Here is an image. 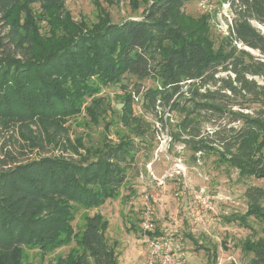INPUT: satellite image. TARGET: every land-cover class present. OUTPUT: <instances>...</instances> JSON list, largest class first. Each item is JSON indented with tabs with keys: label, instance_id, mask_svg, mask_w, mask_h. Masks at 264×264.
I'll list each match as a JSON object with an SVG mask.
<instances>
[{
	"label": "trees",
	"instance_id": "1",
	"mask_svg": "<svg viewBox=\"0 0 264 264\" xmlns=\"http://www.w3.org/2000/svg\"><path fill=\"white\" fill-rule=\"evenodd\" d=\"M191 1L153 0L143 18L106 22L40 58L0 56V125L19 131L28 147H43L41 135H29L31 126L60 133L58 118L78 113L96 82L119 84L132 76L143 108L163 128L164 115L180 116L177 131L170 134L174 142L183 140L194 156L212 152L242 174L264 179V32L254 24L264 27V0L229 1L235 18L229 41L218 52L194 38L198 29L182 11ZM38 3L61 5L60 0H0V22L7 27L15 10ZM9 27L7 37L27 38L32 47L31 35L15 22ZM146 80L153 84L141 91ZM125 99L126 110L133 111L131 95ZM136 118L127 115L123 123L143 137L147 131ZM203 124H212L214 131L202 135ZM184 135L188 138L181 139ZM137 152L130 138L79 161L51 156L3 164L0 264H18L25 248L47 253L70 244L77 209L116 199ZM6 155L11 157L9 151ZM246 197L249 214L264 223V188L249 187ZM107 224L100 214L87 216L77 241L80 251L71 253L67 264H119L106 240ZM244 246L254 255L250 264H264V238L247 239Z\"/></svg>",
	"mask_w": 264,
	"mask_h": 264
},
{
	"label": "rangeland",
	"instance_id": "2",
	"mask_svg": "<svg viewBox=\"0 0 264 264\" xmlns=\"http://www.w3.org/2000/svg\"><path fill=\"white\" fill-rule=\"evenodd\" d=\"M60 1V6L38 3L30 9H17L7 27L0 22V56L21 60L43 57L68 39L102 28L106 22L119 24L143 18L153 0ZM229 1L194 0L182 8L187 23L198 29L194 38L202 40L214 52L229 41L235 18ZM14 22L24 35H31L32 47L25 42L27 38L24 41L7 37ZM254 24L264 32L263 26ZM152 84L151 80L142 81L141 91ZM138 87L137 79L132 76H126L119 84L96 82L95 88L82 99L78 113L58 118L60 133H54L52 127L31 126L30 136H42L40 148L28 147L19 131L6 130L0 125V167L12 164L13 160L24 162L39 157L78 161L93 158L130 138L138 144L135 161L119 196L98 208H78L70 244L47 253L22 249L18 264L69 263V255L80 251L77 241L86 217L96 214L109 223L105 236L108 245L115 249L119 264H148L150 253L141 231L148 206L154 210L159 237L172 243L177 264L251 263L254 255L245 250L244 243L247 239L256 242L264 238V223L249 214L246 191L252 186L264 188V179L242 174L212 152L194 156L183 140L174 142L170 134L177 131L180 116L164 115L166 128H163L159 118L143 108ZM128 95L133 100V111L126 110ZM118 105L123 106L118 108ZM127 115L142 118L145 136L135 137L132 129L124 125ZM214 129L212 124H203L202 135L211 134ZM21 141L26 147H22ZM7 151L11 157L6 155ZM209 255H215L213 260Z\"/></svg>",
	"mask_w": 264,
	"mask_h": 264
},
{
	"label": "built area",
	"instance_id": "3",
	"mask_svg": "<svg viewBox=\"0 0 264 264\" xmlns=\"http://www.w3.org/2000/svg\"><path fill=\"white\" fill-rule=\"evenodd\" d=\"M141 231L150 253L148 264H177L178 258L172 249V243L168 239L152 235L156 232V224L151 206L145 210Z\"/></svg>",
	"mask_w": 264,
	"mask_h": 264
},
{
	"label": "water",
	"instance_id": "4",
	"mask_svg": "<svg viewBox=\"0 0 264 264\" xmlns=\"http://www.w3.org/2000/svg\"><path fill=\"white\" fill-rule=\"evenodd\" d=\"M260 28V27H259ZM248 50V49H247ZM123 105H118V108H121Z\"/></svg>",
	"mask_w": 264,
	"mask_h": 264
}]
</instances>
